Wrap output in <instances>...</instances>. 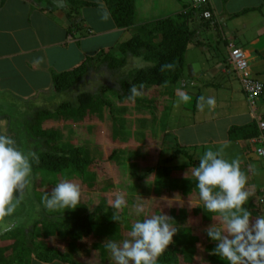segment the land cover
Returning <instances> with one entry per match:
<instances>
[{
  "label": "rangeland",
  "instance_id": "obj_1",
  "mask_svg": "<svg viewBox=\"0 0 264 264\" xmlns=\"http://www.w3.org/2000/svg\"><path fill=\"white\" fill-rule=\"evenodd\" d=\"M108 1L109 0H102L101 3L106 9L108 7ZM112 3L116 4V0ZM4 8L6 9V6ZM255 8L256 7H253V10L248 15L247 12L242 13L243 15L245 14V17L241 14V12L245 10L243 9L238 14V17L233 18L232 21H235L233 22L235 23L234 26L237 23H241L237 25V28L241 30L245 26L244 24H249V20L253 18L255 21H262V23H264V20H261V18L258 19L257 17L260 15L261 6L257 9ZM80 11L84 13L83 16H90V10L87 11V9L80 8ZM135 11L137 21L140 15L136 6ZM262 13L264 14V9ZM108 17L112 18L111 14L107 16V19ZM205 26L203 24L193 28L197 36L188 46L184 75L177 84L178 90L175 96H173V91H169L168 87H140L139 97L144 101V103L142 101L141 103L145 106L138 105L137 107V103L134 101H119L113 94L106 95L105 98H108L113 104L115 110L113 114L118 121H116V118H113L114 116L112 117V113L110 112L111 109L105 107L101 109V112H99L100 110L98 109L88 110L84 115L85 118L72 119L66 118L65 115V117H58L57 121H55V118H52V121H47L45 123V128L58 131L60 144L63 147H85L84 149L89 157L101 161L102 164L104 163L99 168L92 171V174L94 173L99 176L96 186L83 187L78 180L79 178L76 176L69 179L78 184L81 188L80 203L74 211H77L76 213H81L85 210L83 212L91 213L99 208L100 213L96 221L100 223L108 218L110 219L109 224L96 231L98 236L94 233L90 237H73L66 232L58 233L57 224H49V220H61V222L66 224H62V226L70 227L72 222L68 219L71 217L69 215L65 216V212L60 214L61 211H46L42 205V200L45 194L51 193L56 183L45 176L39 178V176L33 175L32 172L30 183L25 191L23 199L18 204L14 215L8 218L15 224V228L11 232L0 234V264H31V257L33 254L25 249L24 245H22L23 239H21L24 238L22 237V232L27 229L28 231L32 230L33 234L37 233L36 239L33 234L32 237L34 241L37 242L38 246L55 249L56 252L61 253L62 257L66 258L70 264H88V262L94 258L97 260L106 258V260H108L106 261L107 263L113 264L110 254L102 250L105 248L103 246L105 240L108 238H112L116 241L123 240L127 236V233H125L127 229H125L126 225L124 220L132 224L135 220L142 219L144 214H151V212L156 209L163 210L165 214H179L185 212L187 219H185V222H183L181 226L191 229V235L197 238L198 244L196 246L198 250L196 249L194 251L192 247L191 251L189 249V245L195 244V240V242H191L190 240L186 241L181 246L180 250L182 251H179L181 256L180 263L178 264H212L208 261V256L211 255V251H208V246L211 244L214 245V243L205 236L203 230L207 228L210 223H215L216 221L208 216L202 208H198L202 207V205L199 204L198 195L188 192V190H190L189 188L195 186V183L190 182V187L184 184L183 190L170 187L169 191L157 194L154 192V179L157 172L146 178V185L143 184L145 181L135 182V179L143 173L145 174L147 169H152L159 165L162 158L161 151L165 149L166 145H170L168 150L169 154H172V151L174 152V150H177V147L173 145L176 143H183L184 146H186L185 142L189 138L195 141L198 140L199 143L197 144H200L201 140V142L204 143V145H199L202 147L197 149H187V152L192 155L194 161L199 158L198 155L200 154V150L203 152L208 149L219 150L225 159L229 161L233 159L240 161L243 169L245 168L243 172L247 176V181L251 179L254 180V185L249 187L251 193L255 192V186L262 187L260 184L264 183V173L259 172L253 176L252 171V169L260 167V162L249 161L241 144L236 142H216L214 140L216 137L220 136L219 138H221L222 135L225 134L222 132L224 127L229 126L230 128L235 124L240 125L241 123L238 121L239 118L244 116V119H241V121L243 123L248 122V119H245V114L249 115L251 106L248 104L247 97L243 93L241 85H239L240 82L239 84L237 82L236 74H231L229 77L230 81H225L224 78L221 80L217 75L214 76L212 73H207L206 70L214 68L219 58L221 59V63L225 62L228 54L226 53L225 42L224 39L222 41L223 37H221V33L215 29L214 31H206L204 30ZM261 26L262 25L257 29L264 30L261 29ZM147 31L148 28L144 32L134 33V35L128 34V36L119 33L114 35L111 33L108 36L105 34L102 36L104 38H98L95 40L96 42L86 40V42L89 43L86 47V50L89 51L87 55L92 54L100 60L104 58V53L107 54L110 52L114 54L118 60L125 59L123 57L124 54L119 49V45L122 42L133 39L135 36H145ZM241 31L243 32L244 30ZM255 32L256 30H253V33ZM96 35L97 34H95V36ZM107 37H109V40L116 39V45L112 49L105 48L110 46L106 40ZM154 38L156 41H159L160 35H156ZM200 42L202 43L200 44ZM238 45L241 46L240 43ZM66 49H62V51L57 52V54L65 53L63 50ZM79 53L77 56L83 61L87 60L88 57L86 53ZM42 56L38 57L44 61V57ZM77 56L74 55L66 61H75ZM65 58L68 57L65 56ZM127 62L128 63L121 69L124 73L120 75H125L130 70L135 71L147 66L146 63L136 57L132 58L129 56ZM81 65L82 63L77 65L75 69ZM58 66L63 68L62 65ZM96 66V68H98L100 63H97ZM72 70H74V68L57 73L62 74ZM32 71L35 72L34 70ZM53 75H55L54 72L51 78L54 77ZM106 78V74H98L97 71L93 72L88 82L83 84L78 91H73V93L70 92V95L59 97L54 96L53 92H49L46 96V100H44L45 98H41L39 94L50 90L53 86V80L51 79V83L48 86L46 82L43 83L44 79L38 78L37 80L35 77L36 81H34L33 84L35 85L37 81L40 82L41 85L43 84V87L41 86L42 89H39V92L34 91V95H30V90H25L22 91V95L27 94L23 99L32 102L36 108L47 107L44 109L54 112V108L59 106V104L73 102L75 100L74 97L78 94L77 92H97L100 86L106 83L104 81ZM231 79L234 80L232 83ZM38 85L39 84H36L35 86ZM9 93H7V95L11 96V92ZM181 93L186 94L190 98L188 102H180L179 96ZM191 93H195L194 97L191 96ZM37 95L39 97L34 100L33 98ZM198 95L200 96L198 103L200 112L193 110ZM8 98H0V116H2L3 119L8 117L6 123L8 127L7 134L15 139L17 144H19V146L21 145L20 147L24 150L33 151L31 144L28 145L26 143L29 140L20 138V136H23L21 132L23 128L22 124H25L23 120L26 119L20 111L22 108V106H20L21 102H19L17 98ZM201 98H203V100ZM208 99L214 100V104L209 105L207 103ZM190 101L193 103H190ZM149 105L153 110L147 108ZM259 107L260 104L257 103V107H251V109L255 110L254 112L256 115L261 118L264 115V107ZM254 118L257 119L255 116ZM252 120L253 119L249 122ZM209 122L214 123L213 125L216 127L219 126L218 134H210V131L207 130L208 132H206L205 129L204 131L200 130L208 126L207 124H209ZM11 131H13V133ZM206 141H212L213 143H205ZM113 154H115L114 159L110 160ZM253 155L256 159H259L257 154L254 153ZM161 165L163 169L161 168L159 170L160 172L165 171V167L174 168L177 164L173 162L171 165H164V162H162ZM179 165H185V167L182 166L184 168H178V174H183L185 178L191 177V181H195L191 173L188 172V169L191 168V166L189 167V161L180 163ZM37 181L38 187L35 192L34 185ZM183 181H185V179ZM165 188L167 187L163 186V190ZM117 196H123L127 202L125 207L118 213L120 220L115 222L111 219L114 211L111 204ZM256 200H258V197ZM139 204H143L144 206L143 213H138L137 205ZM261 211L264 213V207L261 208ZM70 215L73 216V214ZM61 216H65L64 219H61ZM116 223H119V225ZM46 229H49L47 230L48 236L43 234L39 235V232L41 233ZM178 229L177 227V230ZM101 231H104V234L100 233ZM11 236L19 242L15 241ZM93 242L94 244L100 243V245L97 244V246H94ZM33 247H35L34 244ZM22 252H25L24 254L26 256H24ZM38 252L40 253L41 249L38 248ZM49 257L52 256L49 254Z\"/></svg>",
  "mask_w": 264,
  "mask_h": 264
},
{
  "label": "trees",
  "instance_id": "obj_2",
  "mask_svg": "<svg viewBox=\"0 0 264 264\" xmlns=\"http://www.w3.org/2000/svg\"><path fill=\"white\" fill-rule=\"evenodd\" d=\"M76 1L77 0H72V2ZM113 1L114 0L108 1V8L116 27L118 29L124 30L133 27L136 22L135 0H116V4L112 3ZM211 1L212 0H208L207 2L200 4L196 8L192 7V5L187 6L188 9L186 11L188 12L184 11L176 17H169L167 19H162L160 21L151 23V25L148 26V31L146 32L145 36H135L133 39H130L127 42H122L119 45V49L124 54L123 57L125 59H120L121 61L116 59V56L110 52H108L107 54L102 52L104 53V58L100 60H98L97 57L90 56L78 68L72 71L64 72L62 74H56L53 77L52 88L46 92H41L39 95L41 98L44 97V100H46V96L49 92H53V95L56 97L70 95V92L73 93V91H78L79 88L83 86V84L87 83L91 78V74L96 71L98 74L102 73L103 75L106 74L107 76V78L104 80L106 83L100 86L97 92H77L78 94H76V97H74L75 100L73 102L59 104V106L54 108V112H50V110L44 109L47 107L36 108V106L32 102L21 100L20 106H22V110L20 111L23 113L26 119L23 120V122H25V124H22L23 128L21 130L23 136H20V138H26L27 140H29L26 143L28 145L31 144L33 151L36 152L38 157V162L33 165V175L37 177L39 176V178L41 176H45L50 180L52 179L55 183L76 176L79 178L78 180L81 182L83 187H92L94 185L96 186L99 176L95 175L94 173L92 174V171L96 168H99L104 163L102 164L101 161L89 157V155L86 154V150L84 149L85 147H63L60 144L58 131L46 129L45 123L47 121H52V118H55V121H57L58 117H65V115L66 118L72 119H80L81 117L85 118L84 115L88 110L98 109L100 110L99 112H101V109L105 107H109L111 109L110 112L112 113V117L114 116L113 118H116L113 114L115 111L113 108V104L108 98H105L106 95L113 94L119 99V101H134L137 103L136 106L138 107V105L145 106L143 105L144 101L139 97L140 87H168L169 91H172L173 88H176L180 79L183 78L186 66V52L188 50V46L196 37V32L192 28L193 22H197L198 20H200L203 23L205 22L204 24H210V22L215 18V13ZM81 5L95 6L96 4L85 2L81 3ZM75 11H77V9ZM248 11H250V9L244 10L243 12H241V14ZM207 12L211 13V18L204 17V14ZM156 35H160L159 41H156V39L154 38ZM201 43L202 42H200V44ZM129 56L132 58L136 57L141 59L144 63L147 64V66L135 71L130 70L127 72V74L120 75L124 73L121 69L126 63H128L127 59H129ZM97 63H100V66L98 68H96ZM258 81L261 82L264 86V80L258 79ZM133 87L137 89V95L134 98H130L131 89ZM242 91L245 94L243 89ZM174 94L175 93H173V96ZM37 97L39 96L37 95L33 99L35 100ZM199 98L200 96L198 95V99L195 100L197 104L200 100ZM141 101L143 103H141ZM257 103L260 104L261 108L262 106L264 107V89L262 95L256 101L255 107H257ZM196 106L197 105H195V107ZM147 108H151V110H153L150 105L147 106ZM116 121H118L117 118ZM262 123H264V115L261 118H254L251 122L248 123L240 125L235 124L230 128L224 127L222 131L225 133H223L225 142H236L241 144L249 161H254L251 157H248L249 155L251 156L254 153L257 154L260 159H258V161L260 162V167L254 169L253 176H255L258 172L264 173V159L258 154L257 150L258 148L264 146V129H262L260 125ZM204 129L207 132V128H201L200 130L204 131ZM214 130H216V133L218 134L219 126H217ZM11 132L13 133V131ZM164 135L167 136L166 134ZM259 141H262L263 143L261 144ZM169 146V144L165 146L159 165H157V167L155 168L147 169L145 171V174L143 173L135 179V182L145 181L143 182V184L146 185V178L149 175L157 172L154 179V192L157 194L169 191L170 187L183 190L184 184L189 186L190 182L196 183L194 180L191 181V177H186V179L183 174H178V170L185 167V165H179L180 163L189 161V167L198 164L199 158L194 161L192 155L187 152V149H190L191 147L176 143L173 146L177 147V150H174V152H171L172 154H169ZM199 147L202 146H197L195 148L197 149ZM202 154L203 151L200 152L198 157H200ZM114 156L115 154L110 157V160L114 159ZM162 162H164V165H171L173 162H176L177 165L174 168L165 167V171L160 172L159 170L162 168ZM240 167L242 171L245 170V168L243 169L241 165ZM255 171H257V173H255ZM184 179L185 181H183ZM253 181V179H251L250 181L248 180L246 184V190L250 194L249 202L246 206L254 214H262L261 208H263L264 205L260 204V198L264 197V185L262 186V184H260L262 187L255 186V192L251 193L249 191V187L254 185ZM37 184L38 181L34 185L35 192L37 191ZM163 186L167 188L163 190ZM189 189L190 190H188V192H192L193 194L195 193L198 195V190L195 186ZM257 197L259 201L256 200ZM125 202L127 201L125 200ZM83 211L81 212L82 214L76 213L77 211L75 212L74 210L66 211L64 213L65 216L69 215L71 217L70 219H68L72 222V225L70 227L62 226V224L64 223L61 222V220H49V224H57L58 233L66 232L73 237H90L92 234L96 233L97 230L109 224L110 219L108 218L105 219V221H101L100 223L96 221L97 216L100 213L99 208L91 213ZM161 212L165 214L163 210L160 209L154 210L153 212H151V214H159ZM61 213H63L62 210L60 214ZM70 214H73V216H71ZM166 215H169L174 219L179 229L177 230V234L173 237V242L158 257L157 264H178L180 263V252L182 251L180 250L181 246L186 241L190 240L191 242H193L195 240V244L193 243L189 245L190 251L191 247L195 251L197 249L196 245L198 244V242L197 238L191 235V229L183 228L181 226V224L185 222V219H187L185 212L179 214L171 213ZM61 217V219H64L63 216ZM124 223L126 227L130 226V222H127V220H124ZM116 224L119 225V223ZM47 230L49 229L43 230L41 233L39 232V235L43 234L48 236L49 234H47ZM100 233L104 234V231H101ZM22 234V237H24L21 238L23 239V243L21 242L22 245H24L26 250H29L30 253L33 254L32 257L36 260L44 263H50L56 260L64 263H69L68 260L66 258H63L61 253H57L55 249L51 247L42 248V246H38L37 242H35L32 237V230H24ZM33 236L36 239L37 233L33 234ZM11 237L15 241L19 242L13 236ZM33 244L35 247H33ZM97 244L100 245V243ZM97 244L95 243L94 246H97ZM208 247V251H212L215 245L211 244ZM38 248L41 249L40 253L38 252ZM102 250L107 251L105 248H103ZM22 253L24 254L25 252ZM49 254L52 257H49ZM24 256L26 255L24 254ZM208 261L212 264H224L223 261H221L214 255L208 256Z\"/></svg>",
  "mask_w": 264,
  "mask_h": 264
},
{
  "label": "crops",
  "instance_id": "obj_3",
  "mask_svg": "<svg viewBox=\"0 0 264 264\" xmlns=\"http://www.w3.org/2000/svg\"><path fill=\"white\" fill-rule=\"evenodd\" d=\"M77 1L0 0V98H8L9 95H7V93L11 92V96H9L10 99L17 98L19 102L25 100L23 97L27 94L22 95V91L30 90V95H34V91L39 92V89H42L41 86L43 84L41 85L40 82L37 81L35 83V85L39 84L38 86L33 84V82L36 81L35 77L37 80L38 78L44 79L43 83L46 82L49 86L51 79L53 80V77L51 78L53 72L56 75L59 74L57 72L61 73L66 70H71L72 68L75 69L77 65L83 64L86 60L83 61L77 55L79 52L86 53V55L89 54V51L86 50L89 43L86 42V40H92L94 42L98 38H104L102 37L103 35L107 34L106 36H108L111 33H113V35L119 33L128 36V34L134 35V33L144 32L151 23L169 17H176L186 11L188 9L187 6L193 3V0H135V6L140 18H138L133 27L124 30L116 27L113 18H104L105 14L110 16V11L107 6L106 9L104 5L101 4L102 0ZM85 2L94 3L96 5H81V3ZM211 3L213 10L215 9V18L210 24H206V26L204 24L205 22L203 23L200 20L197 22L195 21L192 24V28L204 24V30L214 31L215 29L220 32L221 37H223L222 41L224 39L225 50L228 55L223 63H221V59L219 58L214 68L206 70L207 73H212L214 76L217 75L221 80L224 78L225 81H230L229 77L231 74L236 73L229 65V55L231 49L237 47L243 49L247 54L253 75L259 80H264V30L257 29L260 25H262L261 29H264L262 28L264 27V23H262V21H255L254 18L250 19L249 24H244L245 26L241 29L244 30L242 32L237 28V25L241 23H237L234 26L235 23L233 22L235 21H232L234 17L236 18L239 16L238 14L243 9H250V11L247 12L248 15L253 10V7L257 9L259 6H261V12L257 17L258 19L261 18V20H264V14L262 13L264 9V0H212ZM5 6L6 9L4 8ZM80 8L87 9V11L90 10V16H83L84 13L80 11ZM76 9L77 11H75ZM244 15L243 17H245ZM253 30H256V32L253 33ZM95 34L97 35L95 36ZM109 37L106 38L110 45L105 47L107 49H111L116 45V39L109 40ZM237 42L238 44L240 43L241 46H239ZM62 49H66L63 50L65 53L57 54V52L62 51ZM74 55L77 56L75 61H66ZM91 55L92 54L87 55V57ZM38 56L44 57V61ZM65 56L68 58H65ZM58 65H62L63 68H60ZM231 80L232 83L234 80ZM238 80L237 76V82L239 84L240 80ZM239 85H241V83ZM177 90L178 86L173 88L172 91L175 93L174 96L177 94ZM194 95L195 93H191L192 97H194ZM195 105L197 106L194 107L195 110L194 108L193 110L200 112L199 104L195 102ZM254 111L255 110H252L250 107L249 115L245 114V119H248V122L254 119V116L259 118ZM241 119H244V116L238 120L241 124L248 123H243ZM7 121V117L3 119L2 116H0V134L8 135ZM213 124L214 123L209 122V124H207L208 126H205V128L210 131V134H215L217 132L214 130L216 126ZM227 128H229V126ZM219 137H216L214 140L216 142H225L223 135L221 138ZM201 141L200 144H197L199 143L198 140L195 141L188 138L185 145L190 146V150L193 148L196 149L195 147L204 144ZM205 143L211 144L213 142L206 141ZM181 145L184 144L182 143ZM162 153L163 150L161 151V154ZM248 157H251L254 161L256 160L254 155H249ZM256 161H258V159ZM254 169H252V171H254ZM255 173H257V171H255ZM130 227L131 224L129 227H125V229H127L125 233L130 230ZM31 258V264H70L57 260L44 263L33 257ZM106 261H108L106 258L99 260L94 258L89 261L88 264H109Z\"/></svg>",
  "mask_w": 264,
  "mask_h": 264
},
{
  "label": "clouds",
  "instance_id": "obj_4",
  "mask_svg": "<svg viewBox=\"0 0 264 264\" xmlns=\"http://www.w3.org/2000/svg\"><path fill=\"white\" fill-rule=\"evenodd\" d=\"M104 18L107 19V14ZM136 95L137 89L133 87L130 98ZM189 99L183 93L179 96L180 102H188ZM207 103L212 105L214 100L208 99ZM37 162L35 151L24 150L11 136L0 134V234L15 228L8 218L14 215L23 199L33 165ZM188 172L196 182L198 201L202 205L199 208L216 221L203 230L215 245L210 254L224 264H264V213L254 214L246 206L250 194L246 190L247 176L241 170L240 161H229L219 150L208 149ZM80 198V186L65 179L56 183L50 194L44 195L42 205L48 211L63 210L64 213L76 209ZM125 204L123 196L112 201L113 221L120 220L118 213ZM143 207V204L137 205L138 213H143ZM176 234L177 225L171 216L162 212L144 214L142 219L131 224L126 238L121 241L108 238L103 246L113 264H157L158 257L173 242Z\"/></svg>",
  "mask_w": 264,
  "mask_h": 264
},
{
  "label": "built area",
  "instance_id": "obj_5",
  "mask_svg": "<svg viewBox=\"0 0 264 264\" xmlns=\"http://www.w3.org/2000/svg\"><path fill=\"white\" fill-rule=\"evenodd\" d=\"M208 0H194L192 7H197L200 4L207 2ZM188 12V11H186ZM205 18H211V13L204 14ZM229 63L236 73H238L242 89L248 98V101L252 107L256 106V101L262 95L264 86L261 82L256 80L250 70L249 60L245 52L240 48L233 47L230 52ZM264 128V124L261 126ZM258 154L264 159V149H259ZM260 203L264 205V197L260 199Z\"/></svg>",
  "mask_w": 264,
  "mask_h": 264
},
{
  "label": "bare ground",
  "instance_id": "obj_6",
  "mask_svg": "<svg viewBox=\"0 0 264 264\" xmlns=\"http://www.w3.org/2000/svg\"><path fill=\"white\" fill-rule=\"evenodd\" d=\"M262 124H264V123H262ZM262 124H260L261 126H262ZM262 128V127H261ZM262 129H264V128H262ZM261 144L263 143L262 141H259ZM259 149H264V146H262V147H260V148H258L257 150H259Z\"/></svg>",
  "mask_w": 264,
  "mask_h": 264
}]
</instances>
